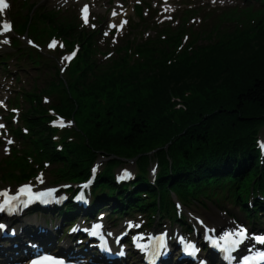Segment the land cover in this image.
<instances>
[{"label":"trees","instance_id":"trees-1","mask_svg":"<svg viewBox=\"0 0 264 264\" xmlns=\"http://www.w3.org/2000/svg\"><path fill=\"white\" fill-rule=\"evenodd\" d=\"M40 19L70 42L81 39L75 24L64 27L46 13ZM17 28L23 31L26 24ZM86 40L92 43L90 36ZM158 50L156 43H146L142 52L147 59L141 64L127 69L123 60L118 61L120 73H92L91 81L87 71L92 72L96 64L81 57L75 67L81 73L77 79L64 87L57 78L49 87L61 90L58 111L74 116L83 143L66 147V157L55 153L50 131L37 117L45 113L37 101L25 116L36 135L33 149L60 161L64 177L77 181L87 175L97 152L113 157L110 167L129 157H138L143 167L146 152L157 148L161 174L157 188H149L154 196L173 191L193 197L221 181L236 186L237 195L245 192L260 173L255 135L264 126V16L256 26L236 31L217 44L185 51L175 63L167 64ZM100 96L106 99L104 107L96 102ZM173 98L181 101L180 107ZM21 165L22 159L1 167L0 177L14 178L13 170ZM98 184L111 187L109 169ZM126 200L137 202L130 195ZM119 208L117 200L115 209Z\"/></svg>","mask_w":264,"mask_h":264},{"label":"snow or ice","instance_id":"snow-or-ice-1","mask_svg":"<svg viewBox=\"0 0 264 264\" xmlns=\"http://www.w3.org/2000/svg\"><path fill=\"white\" fill-rule=\"evenodd\" d=\"M9 7V4L6 2V0H0V16H2L5 12V10ZM118 13L113 11L112 16L115 17L117 16ZM170 19V17H167ZM82 19H83V23L85 25L89 24V20H88V6L85 5L82 9ZM127 24L126 20L121 19L119 22V25H115V24H110L108 27L111 28H116L117 31H119L121 28L124 27V25ZM93 27H95L94 25H92ZM12 30V25L8 22H2L0 23V35H3L4 33H7L9 31ZM109 33L106 31L104 33L105 36H107ZM9 41L7 39H3L2 43L7 44ZM29 44H32V41H28ZM57 45V41L55 39H52V41L48 44L49 49H54ZM61 47H63V45H61ZM76 51H73L70 55L64 56L62 57V62L65 61H71L75 56H76ZM60 126H64V122L61 121ZM3 125L0 124V128H2ZM7 143L11 144L13 143L12 140H8ZM5 151H7V149H5ZM95 171V169H94ZM128 176L127 173L124 174L123 178H126ZM37 179L39 180V182H43V178L42 176L37 177ZM51 193H38L33 195L32 192V187L31 186H24L21 187L18 192L17 195L15 196H10L8 194V192H0V198H3V202L0 203V211L5 210L6 208H9L14 201H18L20 200L21 197H27L28 201L31 200H35V199H41L44 196H50ZM247 238V232L244 228L240 227L238 228L236 231L234 232H227L225 233L221 238H220V242L217 243V247H220L223 251L225 252H230L232 250L235 249V247L241 243H243L244 239ZM257 241L260 244H264V237H258L256 238ZM40 264H50V262L47 261H43L40 262Z\"/></svg>","mask_w":264,"mask_h":264},{"label":"rangeland","instance_id":"rangeland-1","mask_svg":"<svg viewBox=\"0 0 264 264\" xmlns=\"http://www.w3.org/2000/svg\"><path fill=\"white\" fill-rule=\"evenodd\" d=\"M256 17H258V16H256ZM245 25H246V22H245ZM53 75V74H52ZM51 75V76H52ZM50 77V73L48 74V75H43V78H42V83H43V85L47 82V80H48V78ZM264 135V128H262L261 130H260V134H259V136L260 137H262ZM117 162V161H116Z\"/></svg>","mask_w":264,"mask_h":264},{"label":"bare ground","instance_id":"bare-ground-1","mask_svg":"<svg viewBox=\"0 0 264 264\" xmlns=\"http://www.w3.org/2000/svg\"><path fill=\"white\" fill-rule=\"evenodd\" d=\"M77 140H78L77 142H78V144H79V145H81V144L83 143V142H82V141H80L79 139H77ZM94 156H95L96 160H98V154H97V153H95V154H94ZM238 185H240V182H239V184H238ZM252 188H253V187H252ZM252 188H250V189H252ZM250 189H249V190H250ZM240 194H243V193H240ZM262 200H263V198H262ZM254 201H255V202H258V200H257V199H254Z\"/></svg>","mask_w":264,"mask_h":264}]
</instances>
